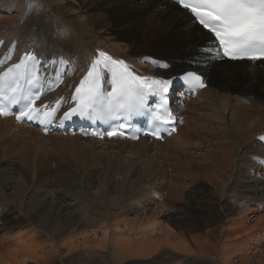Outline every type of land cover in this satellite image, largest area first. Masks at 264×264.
<instances>
[{"label":"bare ground","instance_id":"obj_1","mask_svg":"<svg viewBox=\"0 0 264 264\" xmlns=\"http://www.w3.org/2000/svg\"><path fill=\"white\" fill-rule=\"evenodd\" d=\"M212 42L170 0H0V55L33 48L63 79L54 97L101 52L209 83L175 90L163 141L0 117V264H264V61L223 62Z\"/></svg>","mask_w":264,"mask_h":264},{"label":"snow or ice","instance_id":"obj_2","mask_svg":"<svg viewBox=\"0 0 264 264\" xmlns=\"http://www.w3.org/2000/svg\"><path fill=\"white\" fill-rule=\"evenodd\" d=\"M176 2L182 8L189 10L197 22L213 35L217 42L215 49L217 54L222 51L223 56H230L233 59L244 56L253 60L264 59V0H176ZM209 51L213 50L209 49ZM99 55L106 57L103 52ZM31 59L35 60V57ZM101 63L102 61L97 59L87 78L76 88L74 99L78 103L76 108L70 110L72 113H76L79 109V114L83 116L90 109L93 112L103 110L109 118H119L120 115L127 118L132 114H142L145 110L146 90L156 95L154 85H159L160 90L167 93L168 85L172 83L171 80L157 79H152V82L148 83L149 77L135 74L122 60H113L111 63L114 67L105 65L106 72L111 75L113 82L112 90L105 94L100 90V76L97 73V65ZM14 67L18 69L21 64H15ZM12 70L13 68L9 67L8 71L4 72V77ZM185 81L199 87L205 86L201 75L194 72L187 73ZM3 87L4 79L0 77V91ZM36 111L38 109L25 105V108L20 109L16 119H33L34 116L30 113ZM0 114H8L2 105H0ZM119 127L126 128L128 125L121 124ZM152 134L159 136L157 132ZM107 135L118 136L124 133L114 129Z\"/></svg>","mask_w":264,"mask_h":264},{"label":"rangeland","instance_id":"obj_3","mask_svg":"<svg viewBox=\"0 0 264 264\" xmlns=\"http://www.w3.org/2000/svg\"><path fill=\"white\" fill-rule=\"evenodd\" d=\"M155 52V51H154ZM153 52V53H154ZM156 53V52H155ZM190 69H192V68H185V69H183V71H185V70H190ZM260 209V214L262 213V210H264V209H262V208H259ZM208 230H209V228L207 227V226H203V227H201L200 229L198 228H195V229H190V230H188L189 231V237H191V236H193V235H195L196 236V234H199V236H205V234L208 232ZM197 232V233H196ZM192 234V235H191ZM206 236H207V234H206ZM255 260H253V262H254Z\"/></svg>","mask_w":264,"mask_h":264},{"label":"water","instance_id":"obj_4","mask_svg":"<svg viewBox=\"0 0 264 264\" xmlns=\"http://www.w3.org/2000/svg\"><path fill=\"white\" fill-rule=\"evenodd\" d=\"M183 73H184V71L183 70H180V71L174 73L173 75H182Z\"/></svg>","mask_w":264,"mask_h":264}]
</instances>
